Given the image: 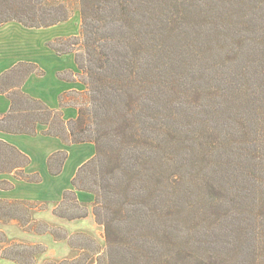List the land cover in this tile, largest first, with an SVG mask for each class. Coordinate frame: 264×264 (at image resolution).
Masks as SVG:
<instances>
[{"label":"trees","instance_id":"16d2710c","mask_svg":"<svg viewBox=\"0 0 264 264\" xmlns=\"http://www.w3.org/2000/svg\"><path fill=\"white\" fill-rule=\"evenodd\" d=\"M76 1L78 35L46 43L74 54L80 74L57 76L85 84L59 97L61 107L77 108L76 117L65 120L60 108L23 92L29 74L44 71L19 61L0 75V93L11 101L0 130L33 135L45 124L44 134L65 143L95 144L72 184L93 194L106 248L86 233L33 220L32 201L0 198V221L66 239L80 251L44 264H87L93 255L94 264H219L212 249L218 243L243 253L254 246L251 263L264 264V0ZM73 8L67 0H0V25L48 27L69 19ZM235 107L243 120L231 136H216L223 124L210 126L212 120L228 119ZM197 156L204 160L200 175L187 176ZM66 157L50 155L51 174ZM28 162L0 140V171L39 181L24 172ZM75 189L63 192L56 215L86 216ZM5 242L0 230V259L18 264H33L44 251Z\"/></svg>","mask_w":264,"mask_h":264},{"label":"crops","instance_id":"0c3cea01","mask_svg":"<svg viewBox=\"0 0 264 264\" xmlns=\"http://www.w3.org/2000/svg\"><path fill=\"white\" fill-rule=\"evenodd\" d=\"M79 15L80 13L78 12L76 16L79 17ZM67 21L40 28L25 27L17 21H8L0 26L15 23L28 28V30L36 29L43 32L59 28L58 31L47 35V39L52 40L55 37H66L64 28ZM77 31L74 33L75 35ZM48 41L0 40V75L19 61L37 64L44 73L42 75L29 74L22 83L21 90L43 101L52 109L60 108L65 120L72 119L77 115V108L73 105L61 107L59 97L66 92H82L85 89V85L76 77L73 80H66L57 76L58 72L75 69V62L70 54H57L47 44L44 52H41L42 43H47ZM10 104L11 101L7 95L0 93V116L7 113ZM46 129L47 125L38 124L36 126V133L33 135L0 130V140L14 146L29 158V162L23 169L24 172L30 175L37 173L41 178L39 181H29L15 176L14 171H0V182L10 184L9 187L0 186V198L32 201L35 204L43 202L47 204V208L45 210H33V219L35 216V218H39L35 220H48L52 225L62 226L70 232L83 230V218L64 219L55 216L52 213V209L62 200L65 190L75 189L72 184V178L75 176L79 166L94 156L95 145L89 141L68 144L57 136L44 134V130ZM58 151H65L67 157L63 162L61 171L58 174H51L48 167V158ZM75 193L80 202L88 205L94 199L93 194L90 192L75 189ZM14 224L16 223L14 222ZM18 228L20 227L18 226ZM39 235L38 233H33V235L29 236L37 238ZM36 240L39 239L37 238Z\"/></svg>","mask_w":264,"mask_h":264},{"label":"rangeland","instance_id":"374dc122","mask_svg":"<svg viewBox=\"0 0 264 264\" xmlns=\"http://www.w3.org/2000/svg\"><path fill=\"white\" fill-rule=\"evenodd\" d=\"M67 1H69V3L74 6V8H73L71 17L69 19H67L69 22L66 20L67 24L65 25V28H64V34H65V36L75 35L74 33L78 29L77 34H76V35H78L79 26H80V15H79V17L76 16V14L78 15V12H79L78 4H77L76 0H67ZM58 29L55 28V29H52L50 31L47 30V31L43 32L41 30H36V29H29L28 30V28H25V27L21 26L20 24L9 23V24L0 26V36H1L0 40L1 41H48L50 39H47V35L49 33H54L56 31H58ZM68 34H70V35H68ZM44 44H45V46H44ZM45 47H46V42L45 43L43 42L42 46H41V52H44ZM65 54H70V56L74 59L73 53H65ZM75 66H76V68L71 70V72L76 74V75H79L80 70L78 69L76 64H75ZM218 72H219V70H218ZM76 78H78V77H76ZM233 110H235L234 113L231 112L229 118L226 120L219 119V120H215L214 122L212 120V124H210V126L213 124H215L216 126L223 124V127L221 128L223 130L218 131L216 133L217 134L216 136L223 137L224 132H226V136H231V133L234 132L235 127L237 125H239L241 123V121L243 120V118H241V116H240V115H242L241 110L238 109L237 107L233 108ZM245 113L248 114V112H245ZM182 120H183V118L179 119V121H182ZM221 141H223V140H221ZM196 160L198 163L197 167L193 168L192 166H190L188 168L189 173H187V176H189L190 174L200 175V174H198L197 169L199 168L198 167L199 164H204V160L200 159V156H197ZM200 173H202V172H200ZM93 201H94V199H93ZM93 201L89 205L79 201V203L82 206H84L86 208V211H87L86 216L80 217V218H83V226H84L83 230H76V231L70 232L69 230L65 229L62 226L52 225L50 223V221H48V220H36V221H43L51 227H56V228H60L62 230H65L68 234H72L75 232L86 233L90 237H92L96 240V242L101 247V250H104L106 248V242H105V238H104V229H103L102 225L98 224L95 221L94 216L92 214ZM46 208H47V204H45L43 202L37 203L30 210L31 218L33 219V217H32V211L33 210H45ZM81 209L82 208H74L71 210V212L81 211ZM52 213L55 216H58L53 212V209H52ZM58 217H60V216H58ZM86 217H88V218H86ZM61 218H64V217H61ZM35 219H39V218H35V216H34L33 220H35ZM64 219H67V218H64ZM68 220H72V219H68ZM14 222L15 221L3 223L0 221V230L4 231L6 234V242L2 245L10 244L11 242H14V241L15 242H21L24 244H41V245H43L44 251L38 253L35 256V260H34L33 264H44L45 262H48V261L58 262V261L63 260V259L74 258V257L78 256L80 253V251L78 249L70 247L66 239L55 240L50 233L46 234L47 232L43 233V235L40 234L39 237H37L39 240H36L37 238H35L33 236H29V235H33V233L23 232L24 230L22 231L21 230L22 228L16 222L15 223L17 225L14 224ZM18 226L21 229L18 228ZM0 246H1V244H0ZM253 248H254V246H251V245L249 247V250L244 247L242 249H247L248 252L243 253L241 251L238 252L236 250L237 248H233L231 246H226L223 243H221V244L218 243V244L212 245L213 250L218 249L217 252L215 253V260L219 264H252L250 260L252 259V256L254 255V249ZM200 249H201V247H200ZM96 258H97V255H93L89 259L87 264H94V262L96 261ZM0 264H18V263L14 262L12 260L0 259Z\"/></svg>","mask_w":264,"mask_h":264}]
</instances>
